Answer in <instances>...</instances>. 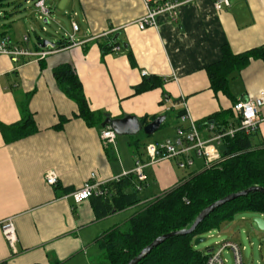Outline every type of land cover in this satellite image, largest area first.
<instances>
[{"label": "crops", "instance_id": "obj_1", "mask_svg": "<svg viewBox=\"0 0 264 264\" xmlns=\"http://www.w3.org/2000/svg\"><path fill=\"white\" fill-rule=\"evenodd\" d=\"M32 1L35 4L37 0H24L27 5ZM177 1L176 22L166 12L158 16L156 27L142 30L136 21L147 12L145 0H47L50 10L59 6L68 10L71 25L77 21L79 44L58 48L56 44L67 38L64 36L52 48L41 47V43V49L24 46L33 52L50 51L44 58L20 56L14 60L0 54V123L20 121L23 101L32 93L29 107L38 126L34 134L14 141H7L0 128V221L13 217L18 235L14 251L0 227V264H103L97 240L101 235L125 224L146 202L203 170L202 159L187 168H196L189 176L181 173L177 159L151 163L147 148H141L149 135L137 133L127 139L117 135L115 142L105 144L101 132L109 125L90 126L74 116L78 105L61 90L54 76L58 65L74 66L91 109L106 117L149 119L164 114L167 120L171 116L175 134L168 141L175 138L176 128L182 124L180 111L188 109L208 137L206 119L230 110L232 122L237 101L254 99L264 91L261 59L251 58L231 74L230 92L236 102L221 91L216 93L207 73L209 65L222 59L225 45L235 54L264 45V0H229L230 5L221 10L215 8V0ZM14 4L22 6L23 0ZM5 6L0 7V25L2 18L13 20L10 30L0 31V39L9 37L11 45L20 46L25 35L17 31V15L8 18L14 11L9 14ZM29 13L27 9L22 24L36 28ZM114 42L121 50L105 51ZM152 75L163 80L162 86L135 94V87ZM260 114L264 117V107ZM62 117L67 120L59 127ZM257 131L264 141V120ZM138 159L146 179L137 192V204L100 215L95 196L75 202L72 194L86 182L108 184L117 181L116 177L130 176ZM49 170L59 175L56 185L45 181ZM125 172L130 174L123 176ZM133 191L135 187L123 189L125 194ZM140 192H144L142 197ZM128 210L134 213L118 223L119 214Z\"/></svg>", "mask_w": 264, "mask_h": 264}, {"label": "trees", "instance_id": "obj_2", "mask_svg": "<svg viewBox=\"0 0 264 264\" xmlns=\"http://www.w3.org/2000/svg\"><path fill=\"white\" fill-rule=\"evenodd\" d=\"M9 1L0 0V7ZM70 44L66 38L57 42L56 46L62 48ZM115 44L118 43L106 46L105 51L110 50ZM38 48L41 49L39 46ZM251 58L264 61V45L238 54L233 53L230 47L225 45L222 59L207 67L211 88L216 93L223 92L236 102L230 92V76L245 66ZM54 76L61 90L77 103L78 112L74 116L83 118L90 126H101L106 115L91 109L74 66L69 63L60 64L54 68ZM162 84L161 78L154 75L146 76L135 87V94L160 87ZM31 96L32 93H28L23 101L20 121L11 125L0 123L7 141H14L38 131L34 114L29 107ZM182 112L180 111L179 115ZM157 116L140 120L145 125ZM66 120L62 117L59 127ZM211 120H215L213 124L215 130L220 131L229 126L233 120V113L229 110L214 114L205 120L206 126L210 125ZM198 126L201 127L200 124ZM256 136L258 131L248 134L243 130L233 136H226L220 145L222 158L219 161L146 202L125 224L118 225L101 235L97 240L103 251V264H127L158 236L190 228L201 210L209 204L254 185L264 187V141L256 140ZM136 180V176L132 174L106 184L107 194L94 197L98 213L106 214L110 209L123 210L137 204L140 199L137 197ZM125 187H135V191L125 194L123 192ZM110 201L113 203L110 204ZM245 212L264 216V194L251 192L227 202L210 213L192 233L165 240L138 264H205L209 253L196 248L194 240L218 228L224 222L233 220L237 214Z\"/></svg>", "mask_w": 264, "mask_h": 264}, {"label": "built area", "instance_id": "obj_3", "mask_svg": "<svg viewBox=\"0 0 264 264\" xmlns=\"http://www.w3.org/2000/svg\"><path fill=\"white\" fill-rule=\"evenodd\" d=\"M147 12L144 16L136 21L138 27L142 30L148 27H156L158 25V16L162 13H169L171 19L176 22L178 19V7L180 3L177 0H145ZM36 6L39 8L40 17L48 18L51 10L48 7L47 0H37ZM215 8L223 9L230 5L229 0H215ZM73 33L69 34L68 39L71 44H79L76 39V34L79 30L77 21H72ZM27 39V36L24 38ZM112 50H121V45H114ZM50 51L41 50L39 52L30 51L27 48L18 45H11L9 37L0 39V54L9 55L14 60H18L20 56H39L46 57ZM146 75L147 71H143ZM168 98V97H166ZM264 107V91H260L258 96L254 99L239 100L234 104L235 120L229 126L220 131H216L212 123L207 125L209 136L205 137L199 129L197 121L193 118L188 109L183 110L179 115L182 124L176 128V136L172 141L161 144L147 145V151L151 158V163L159 160L177 159L178 165L182 169H187L195 165L197 159H202L203 169L211 166L222 158L220 145L226 136H233L236 132L243 130L250 134L256 132L264 117L261 116V109ZM187 123V125H186ZM117 133L111 126L105 127L101 132L102 140L105 144L115 142ZM133 173L139 183L136 184L137 190L142 189V182L145 181L144 165L140 159L136 161V166L130 172ZM125 172L123 176L130 174ZM95 173H92L91 178H95ZM117 180L120 177H116ZM45 181L48 185H56L59 181V175L55 170L47 171ZM107 182L96 181L94 183L86 182L83 187L76 190L72 196L76 203L90 199L92 196H104L107 194ZM0 227L4 237L6 238L10 247L16 251V244L18 241L17 230L14 224L13 217H7L0 221ZM210 235L213 234L210 231ZM219 250L214 248V251L209 253L205 264H225L226 260L222 256L225 248H229L234 255L235 264H244L243 248L238 243L232 241H223Z\"/></svg>", "mask_w": 264, "mask_h": 264}, {"label": "rangeland", "instance_id": "obj_4", "mask_svg": "<svg viewBox=\"0 0 264 264\" xmlns=\"http://www.w3.org/2000/svg\"><path fill=\"white\" fill-rule=\"evenodd\" d=\"M16 1L18 0H13L3 9L8 11L9 14L14 11V14L9 16L8 18L17 15L20 28V30L17 31L22 32L25 37L27 36V39H24L25 37H23V40H21L20 47L25 48L24 46H27L34 48L38 46L43 40L55 43L58 38L64 36L68 38L69 34L73 33L71 21L67 15L68 10L65 7L59 6L53 8L51 10L50 16L48 17L49 21L46 22V17H40V11L39 9L37 10V8L35 7L34 1H32L30 5H27L26 2H24L23 0L22 6L17 7L14 4V2ZM17 8L19 9L16 12L15 10ZM30 8L36 9L30 10ZM27 9H29V15L32 17V21H35L37 24L36 28H33L31 24H28L27 26L22 24L23 16L27 15ZM10 20L13 19L2 18L1 22H5L8 26L3 27V24L1 23L2 26L0 25V31L7 29L10 30V24L12 23ZM39 37L43 40L39 41ZM174 127L175 121L171 116H168V119L165 121L164 126L158 131H156L153 135L145 137L146 134L142 130L140 133H138L142 137H145L142 140L143 143H141V148L144 147V149H146L147 144L149 145L150 143L161 144L167 142L169 138L175 134ZM117 135L120 139L128 138L127 135ZM255 139L258 140L259 137L256 136ZM195 169L196 168H193L191 170H180L181 173H184V175L189 176L192 171H196ZM143 194L144 192H140L141 197L143 196ZM133 213V210H128L125 213L119 214V216L117 217V222L123 223ZM256 216L257 214L252 212L237 214L233 220L226 221L221 224L218 228L212 229V236L210 235V231L207 232L204 236H202L207 238L206 241L195 245V247L206 253L208 247L219 250L222 246V244L219 243L226 240L232 241L238 243L240 247L243 248L244 264H264V231L258 229L256 223L253 221L254 217ZM222 256L226 260L225 264H235L233 252L229 248H225L223 250Z\"/></svg>", "mask_w": 264, "mask_h": 264}, {"label": "water", "instance_id": "obj_5", "mask_svg": "<svg viewBox=\"0 0 264 264\" xmlns=\"http://www.w3.org/2000/svg\"><path fill=\"white\" fill-rule=\"evenodd\" d=\"M47 22L48 19H45ZM116 39V38H115ZM41 47H47L48 45L55 46V43L43 40L41 42ZM167 116L162 114L157 116L154 120L149 122L146 125H143V123L140 121V119L136 116L132 115H125L120 118H114L112 119L110 116H107L102 123V126L109 125L111 126L117 134L123 135H133L139 133L141 130L144 131L146 135H153L156 131H158L163 123L165 122ZM211 123H214V120L211 121ZM251 192H261L264 194V187L259 185H254L251 187H248L245 190L231 193L211 204L206 206L204 209L201 210V212L198 214L196 220L194 221L193 225L188 229H182L177 231H172L169 233H165L163 235L158 236L156 239H154L149 245L144 247L138 255H136L134 258H132L127 264H138L143 258H145L155 247L163 243L165 240L177 236V235H184L188 233H192L197 225L201 223L210 213L221 207L222 205L226 204L227 202H230L238 197L248 195ZM253 221L256 223L258 229L264 231V217L262 216H256L254 217ZM206 237H197L194 240V245H198L199 243L206 241ZM214 251V248H209L207 250L208 253H211Z\"/></svg>", "mask_w": 264, "mask_h": 264}]
</instances>
